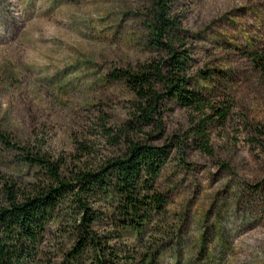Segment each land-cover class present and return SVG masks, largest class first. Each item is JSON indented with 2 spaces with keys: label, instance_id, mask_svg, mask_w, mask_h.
Here are the masks:
<instances>
[{
  "label": "rangeland",
  "instance_id": "obj_1",
  "mask_svg": "<svg viewBox=\"0 0 264 264\" xmlns=\"http://www.w3.org/2000/svg\"><path fill=\"white\" fill-rule=\"evenodd\" d=\"M156 1L0 0L1 136L70 182L122 158L129 141L170 146L151 186L163 210L138 237L121 228L118 197L94 195L85 200L104 252L71 257L76 216L66 201L29 264H96L107 251L123 264H264V0H168L174 47L190 56V87L205 105L163 96L154 122L131 131L136 101L114 71L168 58L150 43ZM22 154L0 137V208L5 186L20 199L47 183Z\"/></svg>",
  "mask_w": 264,
  "mask_h": 264
},
{
  "label": "trees",
  "instance_id": "obj_2",
  "mask_svg": "<svg viewBox=\"0 0 264 264\" xmlns=\"http://www.w3.org/2000/svg\"><path fill=\"white\" fill-rule=\"evenodd\" d=\"M167 1H156L157 13L152 26L154 38L150 43L165 51L168 58L136 72L114 71V78L127 85L136 101L132 119L127 124L131 131L141 130L154 122L163 96L183 108L198 110L205 105L190 87V56L185 50L174 47L178 38L170 33L174 25L166 18ZM158 85L162 93L156 89ZM226 114L227 111L223 110L218 117L224 118ZM197 136L202 137V134L197 133ZM0 137L7 148L23 153L21 161L24 164L35 166L47 179L44 184H30L29 193L20 199H17L13 186H5L6 205L0 208V264H29L49 219L66 201L74 205L71 212L76 216L72 223L74 245L71 257L87 247L95 253L104 252L92 229L99 215L88 207L85 199L94 195L105 199L118 197L120 203L115 207V214L120 217L121 228L136 233L137 237L150 214L163 210L164 200L152 193L151 186L166 162L169 145L155 147L129 141L128 151L122 158L108 161L96 172H79L70 182L61 177L56 163L11 144L5 136ZM201 148L206 145L201 144ZM106 253L108 259L99 256L96 264H123L126 261V257L117 252Z\"/></svg>",
  "mask_w": 264,
  "mask_h": 264
}]
</instances>
